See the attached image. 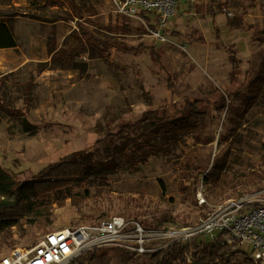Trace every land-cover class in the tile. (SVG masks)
Masks as SVG:
<instances>
[{
    "label": "rangeland",
    "instance_id": "374dc122",
    "mask_svg": "<svg viewBox=\"0 0 264 264\" xmlns=\"http://www.w3.org/2000/svg\"><path fill=\"white\" fill-rule=\"evenodd\" d=\"M71 3L0 0V20L78 18L83 20L77 21L79 29L108 37L104 38L108 44L121 42L138 49L111 48L108 60L90 55L85 41L83 47L56 56L0 51V167L22 187V194L33 196V182L73 154L82 152L80 158H90L85 162L91 166L87 175L65 189L38 199L43 216L28 214L0 232V263L13 250L31 249L54 230L114 216L150 229L188 228L214 208L264 189V84L259 90L251 87L264 78V0H223L222 11L213 0H180L165 23L151 12L134 16L154 19L153 25L149 22L143 28H133L132 16L116 8L117 14L108 15L97 30L99 24L87 18L97 14L94 7L74 0L72 9ZM150 47L162 54L169 68L172 91ZM231 53L238 60L235 73ZM72 61L78 65L70 66ZM17 62L25 67L10 70L8 65ZM60 68L65 69L64 76L55 78L52 71ZM194 99L204 101L196 132L158 138L154 124L98 143L149 111L171 121L177 109ZM23 117L38 126L35 134L23 130ZM147 144L158 145L159 150L150 153L146 147L138 153V146ZM182 184L188 192L185 197ZM199 193L206 200L203 205L198 203ZM17 197L12 194L10 199ZM237 249L249 252L250 246ZM91 254L71 264H88ZM144 263L145 258H134L133 264Z\"/></svg>",
    "mask_w": 264,
    "mask_h": 264
},
{
    "label": "trees",
    "instance_id": "16d2710c",
    "mask_svg": "<svg viewBox=\"0 0 264 264\" xmlns=\"http://www.w3.org/2000/svg\"><path fill=\"white\" fill-rule=\"evenodd\" d=\"M68 1L72 2L71 7L72 9H75V7H73L74 0ZM213 2L216 3L219 11L224 10L225 6L223 4V0H213ZM143 16V20L146 23H149V19ZM123 28L126 31H131L129 26H123ZM80 32L88 45V52L90 55L92 54L98 58L108 60L110 57L109 49L111 48H117L118 50L125 52H136L138 49L126 46L121 42L108 44V37L105 36L104 38H107L105 40L104 38H100L94 32L82 29ZM190 42L193 43L196 41L191 39ZM15 47H17V43L11 27L7 23H0V49ZM61 52L65 53L64 50H60L54 56ZM150 54L153 61L167 74L168 90L172 91L175 84L171 79L169 68L163 62L162 54L156 50L155 47H150ZM230 62L233 66V73H235L238 67V60L235 53L230 54ZM69 64L74 67L78 65L75 61L69 62ZM263 84L264 78L262 77L255 81L251 87L254 90H259L260 86ZM2 102L3 101L0 99V107ZM221 103L222 105H225V97H222ZM203 106V100H187L182 108L177 109L175 118L168 122H165L167 117L165 115L160 116L159 112L156 110L146 112L135 123L123 124L118 132L108 134L106 138L98 143L122 138L133 130L154 124H158L156 129L153 130V133L158 138L171 137L174 139L176 135L183 132H196L199 128V122L204 112ZM16 115H20L19 112H16ZM20 123L26 133L35 134L39 130L38 126L32 124L26 117L21 118ZM157 146L152 144L139 145L137 151L140 153L147 147L146 149H148L150 153H156V151L159 150L157 149ZM81 156H84L82 152L75 153L69 157L71 159H68L69 161L67 163L50 168L49 171L42 173L41 179L37 182H33V196H26L25 194H22V187H17L13 177L0 167V197L4 198L0 200V232L10 229L20 218L28 214L43 216L42 206L36 204V202L39 201L38 199L51 192L61 191L65 189L74 179H79L87 175L90 172L91 166L85 161H87V159L90 160V158H80ZM143 158L146 159L145 154L143 155ZM183 169L187 172L190 167L189 165H186ZM188 180L190 179H186V181ZM184 182L185 181H183V183ZM162 189L165 190L163 187ZM180 191L184 197L188 195L186 187L183 184ZM12 194L18 195V197L10 199ZM61 205L62 203H60V206ZM221 242V236L209 242H177L170 245L165 250H162L159 254H157V256L153 254L140 256L138 258H145L146 263L144 264H255L253 258L248 253L238 249H233V247L228 244L222 245ZM111 253L115 257L114 260L111 258ZM134 258V255L122 248H100L92 252L89 257L88 264H133Z\"/></svg>",
    "mask_w": 264,
    "mask_h": 264
},
{
    "label": "built area",
    "instance_id": "2783aa9c",
    "mask_svg": "<svg viewBox=\"0 0 264 264\" xmlns=\"http://www.w3.org/2000/svg\"><path fill=\"white\" fill-rule=\"evenodd\" d=\"M180 0H120L117 10L127 16L157 14L163 23L176 13ZM199 205L206 203L202 193ZM221 236L222 245L248 244L255 264H264V189L214 208L198 224L182 229L145 228L135 220L114 216L99 223L48 233L31 249H15L0 264H71L100 248H122L135 257L156 255L182 242H209ZM200 239V240H199Z\"/></svg>",
    "mask_w": 264,
    "mask_h": 264
},
{
    "label": "crops",
    "instance_id": "0c3cea01",
    "mask_svg": "<svg viewBox=\"0 0 264 264\" xmlns=\"http://www.w3.org/2000/svg\"><path fill=\"white\" fill-rule=\"evenodd\" d=\"M82 1L88 2L97 11L96 15L87 16V18H92L94 23L99 24H96L97 26L94 27L97 30L101 29V24L107 21L108 15L112 13L114 15L117 14L116 2L120 0H81V2ZM4 18L5 17H2V19ZM132 18L133 19L131 20V24L133 28L148 27V23H146L143 18ZM77 21H80L81 23L83 22V20H79L78 18H74V20H70L69 22H64L57 20L44 21L40 19L24 18L19 16L14 17L11 21H5V19L2 21L0 20V23H7L11 27L15 41L17 43V47L15 48L0 49V51H5L10 55H12L13 53L22 56L35 54H47L53 56L60 50L66 51L69 48H81L83 47L82 42L85 40L81 35V29H79ZM149 22L150 26L155 23L153 18H150ZM120 26L122 27V25ZM102 65L103 64H101V66ZM8 66L12 71H19V69L25 67L22 62H17L16 65L9 64ZM93 66L96 67L97 64ZM100 68L101 70L105 71V68ZM64 71L65 69L60 68L57 70L54 69L52 72L54 73L53 75L55 78H61L62 76H64V74H62L61 76V72ZM48 76L52 77L51 74H49ZM72 77L73 76L71 75L70 79H72Z\"/></svg>",
    "mask_w": 264,
    "mask_h": 264
}]
</instances>
